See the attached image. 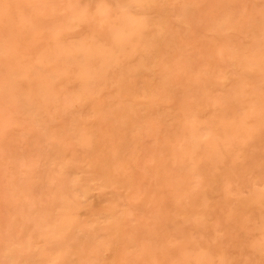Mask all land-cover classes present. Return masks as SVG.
Wrapping results in <instances>:
<instances>
[{
	"label": "bare ground",
	"instance_id": "6f19581e",
	"mask_svg": "<svg viewBox=\"0 0 264 264\" xmlns=\"http://www.w3.org/2000/svg\"><path fill=\"white\" fill-rule=\"evenodd\" d=\"M257 1L0 0V264H264Z\"/></svg>",
	"mask_w": 264,
	"mask_h": 264
},
{
	"label": "rangeland",
	"instance_id": "374dc122",
	"mask_svg": "<svg viewBox=\"0 0 264 264\" xmlns=\"http://www.w3.org/2000/svg\"><path fill=\"white\" fill-rule=\"evenodd\" d=\"M247 1V0H246ZM253 1V0H252ZM255 1H257V0H254V2ZM260 1V0H259ZM254 2H253V5H254ZM244 4L246 3L245 1L243 2ZM263 3V2H262ZM261 3V4H262ZM250 4H252V2L251 3H246V5H249V6H251ZM256 4V3H255ZM257 4H258V1H257ZM257 4H256V6H257ZM263 5H264V3H263ZM259 6H260V4H259ZM245 7H247V6H245ZM254 7H255V5H254ZM260 7H264V6H260ZM248 8H250V7H248ZM252 9H250V10H253L254 8L253 7H251Z\"/></svg>",
	"mask_w": 264,
	"mask_h": 264
}]
</instances>
